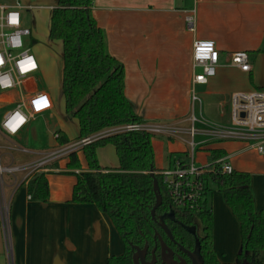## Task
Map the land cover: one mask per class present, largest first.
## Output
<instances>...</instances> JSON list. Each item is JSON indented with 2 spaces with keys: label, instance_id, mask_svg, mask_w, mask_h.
Returning <instances> with one entry per match:
<instances>
[{
  "label": "crops",
  "instance_id": "obj_1",
  "mask_svg": "<svg viewBox=\"0 0 264 264\" xmlns=\"http://www.w3.org/2000/svg\"><path fill=\"white\" fill-rule=\"evenodd\" d=\"M39 7H54V1ZM91 16L103 31L107 53L123 68L125 97L143 122L187 126L192 44L196 40L213 41L219 55L215 76L206 85L196 86L207 119L223 122L220 114L224 109L228 113L232 93L264 88V54H256L264 50V0H93ZM189 19L192 30L187 26ZM242 51L249 57L248 73L229 66L231 54ZM37 82L38 89L45 91L40 79ZM49 97L51 111L29 121L15 137L0 135V165H30L58 147L54 138L58 131L69 141L77 138V122L72 134L74 126L64 114L63 98L62 116L67 123L59 117L56 100ZM18 100L17 91L0 92V121ZM201 139L196 137V141ZM151 143L158 171L188 151L178 140L161 137L151 139ZM222 143L209 140L199 145L196 163L207 166L208 151L220 149L234 171L248 173L247 166H264V156L243 144L228 142L237 146L228 153ZM107 147L96 151L99 165L116 168L117 164L101 162L104 155L113 157L114 151ZM67 162L61 161V170L51 168L53 163L48 170L37 172L45 174L48 182L45 202L30 200L26 193L36 173L27 180L22 172L5 174L8 182H0V264H106L110 257L123 253V243L105 214L94 205L69 203L76 181L71 173L80 171L67 170ZM259 177L261 185L251 178L249 187L255 211L264 212V172ZM217 193L206 197L212 213V249L221 263H233L240 251L239 223L222 194ZM5 212L7 218L3 220Z\"/></svg>",
  "mask_w": 264,
  "mask_h": 264
},
{
  "label": "trees",
  "instance_id": "obj_2",
  "mask_svg": "<svg viewBox=\"0 0 264 264\" xmlns=\"http://www.w3.org/2000/svg\"><path fill=\"white\" fill-rule=\"evenodd\" d=\"M92 7L93 0H55L49 18L48 39L61 44L63 109L67 118L77 122L75 141L108 128L143 122L125 97L123 68L107 53L103 31L91 16ZM258 53L264 54V50ZM249 81L252 83L251 77ZM56 134L58 146L70 143L61 131ZM151 139L148 133L131 132L91 143L78 152L86 162L85 171H81L78 153L67 158L65 168L80 171L71 173L76 181L69 203L94 205L109 218L123 243V253L110 257L106 264H133L132 247L142 250L145 244L147 261L155 249L154 264L183 258L176 244L196 254L200 264H264V212L255 211L249 174L234 170L230 175L216 173L219 166L215 161L223 158L225 152L208 151L205 179L222 194L240 229V251L234 262L221 263L212 249V213L206 204L209 188L198 211L175 209L161 185V177L155 174L158 170L154 166ZM106 146L113 148L116 168L99 165L96 151ZM153 177L161 196L154 219L150 216L155 203ZM26 193L30 200L47 201L49 187L45 174H34ZM196 223L201 226V236L195 233ZM160 224L169 229L176 244L167 238Z\"/></svg>",
  "mask_w": 264,
  "mask_h": 264
},
{
  "label": "built area",
  "instance_id": "obj_3",
  "mask_svg": "<svg viewBox=\"0 0 264 264\" xmlns=\"http://www.w3.org/2000/svg\"><path fill=\"white\" fill-rule=\"evenodd\" d=\"M24 6L19 1L0 3V92L17 91L19 100L11 110L7 111L0 121L2 137H15L29 121L41 116L53 108L49 95L38 89L35 75L38 70L31 49L24 47L23 38L30 37V29L21 24L23 11L34 9ZM47 9L54 7H36ZM192 20L187 26L192 30ZM219 55L215 43L210 40H196L192 44V78L189 97V113L185 122L187 126L162 123H131L105 129L70 144L58 146L45 152L30 165H0V181L3 174L24 173L27 180L34 173L48 170L56 161L67 159L72 153L83 147L110 136L131 132L148 133L152 137L183 142L188 151L176 158L166 169L155 172L161 177V185L172 206L181 211H198L203 202L208 181V171L195 161L196 149L209 140L238 142L247 150L264 156V91L234 92L229 98L228 122L216 123L203 115L202 100L196 86L206 85L213 78L219 67ZM230 67L248 73L251 68L246 52H235L230 56ZM199 70V71H197ZM196 137H201L196 141ZM57 138V134L54 135ZM219 168L216 173L230 175L233 172L228 157L215 161ZM214 171V169L212 170ZM7 218L6 212L3 220ZM6 222V221H5Z\"/></svg>",
  "mask_w": 264,
  "mask_h": 264
},
{
  "label": "rangeland",
  "instance_id": "obj_4",
  "mask_svg": "<svg viewBox=\"0 0 264 264\" xmlns=\"http://www.w3.org/2000/svg\"><path fill=\"white\" fill-rule=\"evenodd\" d=\"M15 1H19L24 6L35 7L34 9L23 11V15H21L22 26L30 29L31 32L30 37L23 38V44L24 47L31 49V55L34 57L35 62L37 64V68H38L36 72L37 80L40 79L46 93L52 96L53 99L56 100L60 112L59 117L61 120H64L67 123V120L64 118L65 116L64 117L62 116L63 115L62 95H61V87H60L61 72H62L61 44L58 41H50L48 39V18L50 14L49 10L36 8L39 6H48L51 3H53V1L55 4V0H0V2H4V3H9V2L13 3ZM10 106L11 105H9V107ZM227 120H228L227 112L220 114V121H223L222 123H227L228 122ZM69 121L71 125L74 126L72 127V134H74L73 129L74 128L77 129L76 122L73 119H70ZM156 138H161V137H152V139H156ZM74 141L75 140L70 141V143ZM163 143H167V142L164 140ZM0 144H2L1 140H0ZM221 145L227 149L228 153H232L234 152V150L237 149L236 145L228 144V142L226 141H224V143H222ZM107 148L111 149V151L113 152L111 146H108ZM112 156L113 157L109 158L106 155H104V157L101 159V162L104 164H108L107 166L117 164V158L115 157L114 153H112ZM78 157L81 164V171L86 170L87 168L86 162L81 152L78 153ZM61 161L60 160L56 161L55 164L51 166V168L56 167L59 168L60 170L63 169L60 166ZM246 168L250 170L248 172L250 176V180L252 178V181L256 185L260 186L262 182L260 180L259 174L264 172V166H261L259 164H252L250 166H247ZM7 177L8 176H5V174H3L1 177V181H4V183L8 182ZM209 193H214V194L217 193V190L212 185V183H210ZM195 233L197 234V236H201V226L199 223H196Z\"/></svg>",
  "mask_w": 264,
  "mask_h": 264
},
{
  "label": "water",
  "instance_id": "obj_5",
  "mask_svg": "<svg viewBox=\"0 0 264 264\" xmlns=\"http://www.w3.org/2000/svg\"><path fill=\"white\" fill-rule=\"evenodd\" d=\"M153 192L155 195V203L150 211V216L152 219H154V214H155V210L160 206L161 204V196L159 194V187L157 184L156 179L153 177ZM159 227L161 228V230L165 233V235L167 236V238L173 243L176 244V242L174 241L169 229L164 226L163 224H160ZM157 234L155 233V236ZM176 246L180 249V251L185 254L187 256V258L190 261V264H200L198 262V259L196 256H193L189 251H187L186 249H184L183 247H181L180 245L176 244ZM133 248V256H132V261L133 264H154V259H155V249L152 251L151 253V259L150 261H146L145 260V256H146V252H147V244H145L144 248L141 250L138 247H132ZM166 264H171L170 262H167ZM177 264H186L185 262H181V263H177Z\"/></svg>",
  "mask_w": 264,
  "mask_h": 264
},
{
  "label": "flooded vegetation",
  "instance_id": "obj_6",
  "mask_svg": "<svg viewBox=\"0 0 264 264\" xmlns=\"http://www.w3.org/2000/svg\"><path fill=\"white\" fill-rule=\"evenodd\" d=\"M147 253V252H146ZM191 253V252H190ZM193 256H196L197 257V255L196 254H194V253H191ZM147 255V254H146ZM184 255V257L183 258H180L177 262L175 261H172V260H170V259H165L164 260V264H166L167 262H170L171 264H177V263H181V262H185L186 264H190V261H189V259L187 258V256L185 255V254H183ZM150 259H151V254H150ZM197 259H198V257H197ZM145 260H146V256H145ZM147 261V260H146ZM148 261H150V260H148ZM199 262V261H198ZM200 263V262H199Z\"/></svg>",
  "mask_w": 264,
  "mask_h": 264
}]
</instances>
